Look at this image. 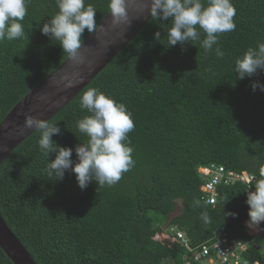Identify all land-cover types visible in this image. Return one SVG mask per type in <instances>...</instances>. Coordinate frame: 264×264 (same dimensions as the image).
Instances as JSON below:
<instances>
[{"label":"trees","instance_id":"trees-1","mask_svg":"<svg viewBox=\"0 0 264 264\" xmlns=\"http://www.w3.org/2000/svg\"><path fill=\"white\" fill-rule=\"evenodd\" d=\"M231 2L236 29L219 35L222 58L205 53L200 42L167 47L171 18L151 19L49 121L62 133L52 140L72 148L71 159L78 162L75 147L87 138L76 122L90 115L79 107L83 92L98 88L124 104L134 122L128 134L134 166L115 185L98 188L92 181L81 190L70 169L63 180L49 176L38 132L1 165L0 216L35 264H184L183 250L167 236L166 225L184 233L191 248L209 241L216 229L250 241L242 227L248 220L245 201L264 166V92H254L251 85L264 84V71L238 79L234 62L264 42V0ZM86 3L96 8L99 25L108 14V0ZM57 11L55 0H28L25 35L0 42V123L69 58L59 41L40 31ZM91 34L85 29L83 42ZM55 155L49 154V162ZM210 164L245 172L255 181L249 187L218 188L215 205L207 206L198 169ZM177 203L181 211L169 219ZM0 264H12L1 250Z\"/></svg>","mask_w":264,"mask_h":264},{"label":"clouds","instance_id":"clouds-1","mask_svg":"<svg viewBox=\"0 0 264 264\" xmlns=\"http://www.w3.org/2000/svg\"><path fill=\"white\" fill-rule=\"evenodd\" d=\"M27 3L28 0H0V42L20 39L25 35L22 21L27 15ZM55 3L58 11L40 28L41 34L52 41H59L63 53L76 59L82 49L81 37L85 29L89 34L98 30L95 20L97 10L93 4L86 3V0H55ZM146 7L152 19L171 18V27L166 31L167 47L178 43L194 45V42H200L205 53L214 52L218 58H222L224 52L218 46L219 35L236 29V9L231 0H149ZM109 14L113 25L130 24L126 0H108ZM201 34L204 36L202 40ZM154 39H161L159 31L154 33ZM234 65L238 79L264 71V42H258L256 47H249L235 60ZM67 86L71 87L72 84ZM251 88L254 92L257 89L264 92V84L259 82L252 83ZM79 107L90 115L76 122L78 132L87 138L86 142L75 147L78 162L71 159L72 148L59 147L52 140L54 135L62 134L57 123L26 115L24 127L34 128L40 134L37 143L41 154L46 158L45 171L49 176H55V180H63L65 172L70 169L81 190H85L92 181L98 184V188L111 187L121 179L123 173L134 166L133 148L129 146L128 139V134L134 130L131 113L124 104L106 96L98 88L84 91L79 99ZM50 153H56L51 162ZM260 176L254 185L255 190L247 192L245 201L249 208L245 224L249 229L259 228L261 222H264V166L260 168ZM224 215L235 217L237 214ZM205 220L207 222L206 216ZM170 228L182 234L189 244L184 233L176 227L169 226L166 233ZM257 260L260 259L257 257ZM183 263L185 264L184 257Z\"/></svg>","mask_w":264,"mask_h":264},{"label":"water","instance_id":"water-1","mask_svg":"<svg viewBox=\"0 0 264 264\" xmlns=\"http://www.w3.org/2000/svg\"><path fill=\"white\" fill-rule=\"evenodd\" d=\"M149 0H126L129 23L113 25L107 14L82 45L76 59L68 58L52 74L28 93L0 123V167L9 155L35 129L24 127V117L50 121L70 103L152 19L147 12ZM71 83L72 86L67 85ZM0 250L12 264H35L0 216Z\"/></svg>","mask_w":264,"mask_h":264},{"label":"built area","instance_id":"built-area-1","mask_svg":"<svg viewBox=\"0 0 264 264\" xmlns=\"http://www.w3.org/2000/svg\"><path fill=\"white\" fill-rule=\"evenodd\" d=\"M198 174L202 181L201 201L207 206L215 205L218 188L236 184L249 187L255 181L245 172L235 173L215 164L200 168ZM245 222L242 227L250 238L248 243L231 239L224 229L214 230L209 241L194 248L173 228L168 229L167 236L180 244L185 264H264V222L255 229L246 227ZM255 256L260 260H252Z\"/></svg>","mask_w":264,"mask_h":264},{"label":"rangeland","instance_id":"rangeland-1","mask_svg":"<svg viewBox=\"0 0 264 264\" xmlns=\"http://www.w3.org/2000/svg\"><path fill=\"white\" fill-rule=\"evenodd\" d=\"M180 211H181V205L179 203H177L175 211L172 215H170L169 219H172V218L178 216ZM166 227L168 228V225H166Z\"/></svg>","mask_w":264,"mask_h":264}]
</instances>
